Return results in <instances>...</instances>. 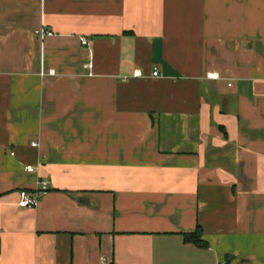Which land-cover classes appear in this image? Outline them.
<instances>
[{
  "label": "crops",
  "instance_id": "0c3cea01",
  "mask_svg": "<svg viewBox=\"0 0 264 264\" xmlns=\"http://www.w3.org/2000/svg\"><path fill=\"white\" fill-rule=\"evenodd\" d=\"M0 246L264 264V0H0Z\"/></svg>",
  "mask_w": 264,
  "mask_h": 264
},
{
  "label": "built area",
  "instance_id": "2783aa9c",
  "mask_svg": "<svg viewBox=\"0 0 264 264\" xmlns=\"http://www.w3.org/2000/svg\"><path fill=\"white\" fill-rule=\"evenodd\" d=\"M35 36L37 39L44 40L47 37L53 36V32L50 30H47L45 28H40L35 30L34 32ZM81 44L87 48L91 46V42L86 40L85 38H81ZM89 69H92L93 66L91 64L88 65ZM46 75L54 76L55 72L54 71H49L48 73L41 72V76L45 77ZM159 72L156 70L153 73V77H159ZM38 144L37 143H32L33 147H36ZM14 155V154H13ZM36 170L35 167L33 166H27L26 171L29 173H32ZM40 187L39 189L29 192V191H22L20 193V202L19 206L22 208H35L38 205L39 199L41 195L49 190V183L47 181H42L39 183ZM102 262L105 264H109L108 260L106 258L102 259ZM0 264H2V256H1V246H0Z\"/></svg>",
  "mask_w": 264,
  "mask_h": 264
},
{
  "label": "trees",
  "instance_id": "16d2710c",
  "mask_svg": "<svg viewBox=\"0 0 264 264\" xmlns=\"http://www.w3.org/2000/svg\"><path fill=\"white\" fill-rule=\"evenodd\" d=\"M201 237H202V230L199 227L194 233L186 234L185 241L193 242L195 244H201L202 243Z\"/></svg>",
  "mask_w": 264,
  "mask_h": 264
}]
</instances>
